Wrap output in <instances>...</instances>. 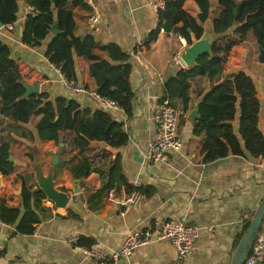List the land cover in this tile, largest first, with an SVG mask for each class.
Instances as JSON below:
<instances>
[{
	"label": "crops",
	"instance_id": "1",
	"mask_svg": "<svg viewBox=\"0 0 264 264\" xmlns=\"http://www.w3.org/2000/svg\"><path fill=\"white\" fill-rule=\"evenodd\" d=\"M75 1L68 0L66 7L75 19L76 34L93 35L97 42L94 51L105 58H108L106 51L101 47L109 44L117 45L129 57L133 90L130 113L121 107H103L90 93L66 90L57 68L45 56L53 33L41 44L28 46L22 43L18 26L8 29L3 25L0 39L8 45L21 80L39 84L37 94L44 93L45 101H55L58 97L74 99L89 115L104 109L114 120L122 122L128 140L120 147L91 140L83 148H74L75 131L64 130L62 137L68 141L57 144L54 140L39 138L36 124L40 115H32L28 122H16L0 113V145L9 144L8 160L13 164V171L0 179V198L10 206H19L21 193L14 191L20 182L37 187L31 167L34 158L39 157L46 171L52 166L55 152H59L60 159L54 166L55 185L70 194L65 208L55 207L44 198L41 200L44 209L41 214L45 217L31 234H14V226L0 222V264H98L74 243L80 238L97 243L107 256L106 264H229L244 221L264 195V155L253 158L229 154L204 162L200 151L202 137L193 133L196 119L189 118L188 114L212 86L233 72L243 71L252 78L261 100L259 128L264 135V63L257 59V43L249 36L235 44L219 76L190 80L187 107L182 110L179 106L176 116L182 145L170 150L167 160L149 162L144 158V151L156 137L153 115L164 95L166 79L180 66L188 68L176 62L187 41L176 33L161 31L156 39L144 43L157 23L150 0H83L88 9ZM209 1L210 13L205 22L214 19L221 10L216 0ZM26 6L25 0H18L17 22L21 26ZM184 8L194 16L199 12L193 0H187ZM92 12L98 14V20L90 29L88 16ZM177 25L181 26L182 22ZM229 37L233 39L232 32ZM74 59L77 84L95 90L89 75L90 61L78 55ZM233 126L238 134V115ZM83 159L92 162L93 168L89 174L77 178L80 190L73 194L72 168ZM115 166L126 184L114 182L101 203L90 207L89 195L102 186L99 169L107 171ZM128 186H140L145 194L137 204L127 206L120 202L129 193ZM167 219H183L201 227L195 249L188 257L178 259L175 247L167 240H153L127 256L111 257L130 232L156 229Z\"/></svg>",
	"mask_w": 264,
	"mask_h": 264
},
{
	"label": "trees",
	"instance_id": "2",
	"mask_svg": "<svg viewBox=\"0 0 264 264\" xmlns=\"http://www.w3.org/2000/svg\"><path fill=\"white\" fill-rule=\"evenodd\" d=\"M165 6L158 10L157 24L147 35L144 43L156 39L159 32L176 33L190 42L192 35L199 37L202 25L210 13L209 0H193L199 8L197 16L184 8L187 0H164ZM221 10L213 19L217 33L223 34L221 44L216 42L212 55L203 54L197 65L184 68L180 66L164 83V95L175 107L185 110L189 101L190 80L207 76H219L229 51L238 42L251 36L256 43L264 45V0H216ZM33 6L35 13L26 15L22 24V43L28 46L39 45L50 34L56 22L59 33L53 34L45 49V56L62 75L73 84L77 83L75 56H84L89 63V75L96 85V92L115 101L125 112H131L133 90L130 84L131 63L126 53L115 44L102 46L107 57L96 53L97 45L93 35L76 34V22L68 0H25ZM84 8L83 0H76ZM239 3L237 12L234 8ZM18 0H0V21L3 25H17ZM182 22L181 26L177 24ZM232 32L233 39L227 38ZM16 61L10 56L8 45L0 39V113L16 122H28L32 115H40L36 130L41 140H54L57 144L66 142L62 137L64 130L75 131L72 141L74 148H83L89 141H104L112 147H120L128 140L122 122L114 120L104 109L89 115L81 109L74 99L58 97L55 101H45L44 93L31 94L20 98L25 89ZM162 97V98H163ZM261 100L252 78L243 71L227 75L223 80L205 92L199 103V116L194 120L193 133L202 137L201 154L204 162H211L229 154L249 155L259 158L264 155V135L259 128ZM238 115V134L233 121ZM63 149V148H62ZM9 144L0 145V172L7 175L13 171L8 160ZM118 166V165H117ZM92 162L83 159L72 168L75 178L89 174ZM101 188L88 197L89 206L97 207L114 182L126 184L118 168L99 169ZM129 193L142 192L140 186L129 187ZM21 204L10 206L0 198V222L14 226V234H31L45 215L41 200L44 195L38 187L26 185L24 181L20 194ZM49 210V209H48ZM251 217V215H250ZM243 223L239 240L249 219ZM93 243L85 238L76 240V245L89 248Z\"/></svg>",
	"mask_w": 264,
	"mask_h": 264
},
{
	"label": "built area",
	"instance_id": "3",
	"mask_svg": "<svg viewBox=\"0 0 264 264\" xmlns=\"http://www.w3.org/2000/svg\"><path fill=\"white\" fill-rule=\"evenodd\" d=\"M87 2L89 0H86ZM152 9L157 15L158 10L165 6L164 0H150ZM26 15L35 13L33 6L28 5L25 8ZM25 15V17H26ZM98 20V14L92 12L88 16V26L92 29ZM157 24V23H156ZM8 29H13L12 24L6 25ZM176 62L184 65L179 57ZM58 70L59 76L68 92L71 93H90L97 102L107 108L119 107L118 104L104 96L99 95L96 90H88L83 84L70 83ZM178 109L175 108L168 98H161L157 110L153 115V121L156 126V137L150 141L144 151V158L149 162H160L167 160L170 150H177L182 145L181 137L177 129L176 116ZM143 198V194L138 191L128 193L120 202L123 205L137 204ZM263 225V224H262ZM201 227L199 225L188 223L183 219H167L158 225L156 229L145 228L130 232L118 250L113 251L111 257L118 259L121 256H127L137 248L150 243L153 240H167L176 249L178 259H185L195 249L197 238L199 237ZM76 244V240H74ZM86 254L98 261V264H106L107 256L102 252L97 243H93L89 248L78 246ZM264 261V228L261 226L250 252L244 264H259Z\"/></svg>",
	"mask_w": 264,
	"mask_h": 264
},
{
	"label": "water",
	"instance_id": "4",
	"mask_svg": "<svg viewBox=\"0 0 264 264\" xmlns=\"http://www.w3.org/2000/svg\"><path fill=\"white\" fill-rule=\"evenodd\" d=\"M23 1V0H19ZM239 3L234 8V13L237 12ZM19 35L22 34V26L17 22ZM3 27V23L0 21V29ZM202 33L199 37L192 35L191 40L187 45L179 52V59L187 67L197 65V59L200 55L208 54L212 55L214 44L223 38V34L217 33L214 25L213 18L205 22L202 25ZM50 32L53 34L59 33L56 22H54L50 28ZM79 36H83L82 34ZM258 55L257 59L260 63H264V45L257 43ZM25 91L20 98H28L31 94L39 93V84H27L23 80L20 81ZM199 116L198 105L194 106L188 114L191 119H196ZM63 145V144H61ZM11 159V157H9ZM59 152H55L52 155L51 167L44 171L41 160L39 157H35L31 167L33 171V180L36 183L38 189H40L44 195V199L53 203L55 207L65 208L70 200V194L64 189L57 187L55 181V168L59 163ZM3 174L0 172V179ZM23 183L20 182L19 188L14 191L16 194H20ZM79 179L73 178L72 193L79 192ZM264 221V195L255 207L248 225L237 242V245L231 256L229 264H244L250 249L254 243V240Z\"/></svg>",
	"mask_w": 264,
	"mask_h": 264
},
{
	"label": "rangeland",
	"instance_id": "5",
	"mask_svg": "<svg viewBox=\"0 0 264 264\" xmlns=\"http://www.w3.org/2000/svg\"><path fill=\"white\" fill-rule=\"evenodd\" d=\"M217 42H219V41H217ZM219 44H221V42H219Z\"/></svg>",
	"mask_w": 264,
	"mask_h": 264
}]
</instances>
